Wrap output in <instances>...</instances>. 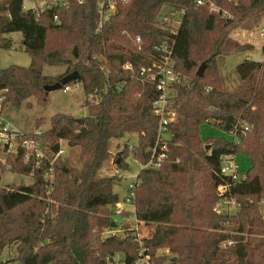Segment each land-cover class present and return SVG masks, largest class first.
Masks as SVG:
<instances>
[{"label": "trees", "instance_id": "1", "mask_svg": "<svg viewBox=\"0 0 264 264\" xmlns=\"http://www.w3.org/2000/svg\"><path fill=\"white\" fill-rule=\"evenodd\" d=\"M195 1L115 0V12L99 25L98 0H65L43 11L25 9L23 0H0V47L11 45L4 35L20 32L32 55L27 67L0 69L3 107L19 106L30 96L44 101V85L73 70L79 78L65 86L80 83L86 100V115L56 113L45 132L54 154L60 140L79 147V166L60 157L51 164L24 162L25 151L16 149L13 170L33 181L0 186V255L14 247L13 259L23 264H131L140 256H148L150 264H264V59L241 60L235 66L240 82L231 89L224 86L217 62L245 50L229 32L257 24L264 0ZM165 8L181 15L175 34L158 22ZM35 36L39 43L32 48ZM165 39L173 41V68L181 80L174 85L177 117L170 125L167 158L155 169L144 165L157 130L152 102L158 91L140 80L139 68L158 58L154 46ZM126 62L131 69L123 67ZM202 63L204 73L197 76ZM43 65L66 66V71L45 75ZM91 94L93 102L87 100ZM204 123L231 138L203 139ZM131 134L136 135L133 147L126 142L116 156L120 169L128 168L129 154L142 165L132 201L138 226L104 236L118 225L115 215L131 213L115 211L120 200L113 186L120 176L99 172L111 155L110 141ZM224 154L249 160L241 179L220 173ZM46 171H52L48 178ZM224 184L229 188L219 194ZM230 197L238 202L234 214L214 210ZM138 228L153 232L140 235ZM159 228L165 236L158 235ZM159 249L166 254H156Z\"/></svg>", "mask_w": 264, "mask_h": 264}, {"label": "rangeland", "instance_id": "2", "mask_svg": "<svg viewBox=\"0 0 264 264\" xmlns=\"http://www.w3.org/2000/svg\"><path fill=\"white\" fill-rule=\"evenodd\" d=\"M38 4H42V1L23 0L25 9L34 8ZM167 11L168 9L165 8L162 13ZM263 25L264 15L257 24L249 29L235 28L229 32V36L232 39L245 45V50L240 53L222 55L217 58L224 86L227 89H231L240 82L235 72V66L243 60L245 56L253 60H260L262 57L264 59V55H262L261 52V47L264 44V35H262L259 30ZM4 36L6 39L10 40L11 45L9 48L0 47V69L10 65L27 67L31 63L32 55L25 51L22 34L20 32H12ZM65 71L66 66L43 65L42 68L43 74L55 77L65 73ZM85 103L86 100L82 85L80 83H73L70 86V90L67 92H64L62 89L48 92V94L44 95V101H39L36 97L30 96L22 101L19 106H14L11 103L6 105L2 112L3 116L14 126L22 137L27 139L28 143L24 145L23 140L16 137L11 146L5 149L0 148V186L15 187L19 184H29L33 181V177L30 176V174H21L13 170L17 162V155H15L16 148L20 142L21 146L19 145V148L21 147V150L23 149L25 151V155L21 158L24 162H26L28 158L35 162L43 159L48 160L51 164L57 157H60L62 160H69L70 164L74 166H79V147L68 146L65 140H60V150L62 153L59 156L55 155L48 149V139L45 136V132L49 128L51 116L56 113H65L77 118H82L86 115ZM36 132H40V134ZM200 132L203 139L223 137L229 140L231 138L229 134L207 123L200 126ZM262 137L264 139V131ZM135 140V134H131L130 136L124 135L121 138L112 139L109 144L111 155L105 160L99 172V176L120 175V178H116L117 181L113 186V192L117 194L119 200H122L124 196H126L127 188L129 184L135 180L137 173L141 169V164L129 154L125 159L128 163V168L120 169L118 168L117 162L119 160L116 155L122 150L126 142L128 144H135ZM234 159L236 160L240 174L244 175L250 166L249 160L241 154H236ZM51 172L52 171L48 174L46 171L44 177L48 178L52 175ZM220 208L221 209L218 210H225L226 206H221ZM125 209L131 214L128 216L115 215L114 218L118 222V225L114 226L113 229L105 230L104 236L119 232L122 233L125 229H136L138 223L135 219L133 207L127 205ZM231 210H233V208H231ZM158 230L160 231V234H158L159 236H165V230L162 228ZM137 232L140 235H145V232L152 234L153 229L140 228ZM166 252L167 251L164 249H159L156 251V254L161 255L166 254ZM0 256H4L8 260L10 259V264H23L20 260L13 259L15 257L14 247L5 248ZM114 258L115 261L119 262L122 255L119 256V254H117Z\"/></svg>", "mask_w": 264, "mask_h": 264}, {"label": "built area", "instance_id": "3", "mask_svg": "<svg viewBox=\"0 0 264 264\" xmlns=\"http://www.w3.org/2000/svg\"><path fill=\"white\" fill-rule=\"evenodd\" d=\"M42 4H38L35 9L43 11L46 7L52 4L64 5L65 0H40ZM206 0H196L197 5H202ZM115 0H98V13H99V25L104 21H107L111 15L115 12ZM181 15L178 12L167 11L161 13L159 17V23L165 29H169L172 34L177 33L180 23ZM56 19V17H54ZM260 33L264 35V25L260 27ZM135 44L140 48L141 38L137 36L135 38ZM154 49L159 53V56L156 60L152 61L150 66H141L139 68V78L143 82H151L155 85L156 90L158 91V97L152 102V112L157 117V130L155 134L154 144L150 151V157L148 162L144 165L150 166L152 168H159L162 161L167 158V143L170 138V125L176 120L177 113L175 108L174 96L176 90L174 85L181 80V76L173 68V41L172 40H163L161 43L154 46ZM123 67L125 69H131L132 65L129 62H126ZM70 86H63L62 90L67 92L70 90ZM5 96L0 92V148L5 149L13 143V140L18 137L23 140V144L28 143L27 139L21 136V134L14 128V126L3 116L2 112L4 110L3 103ZM87 100L93 102L94 98L91 95H88ZM86 108V105H84ZM248 130V127H244L243 134ZM40 134V132H36ZM18 143V142H16ZM21 146V142L17 145V148ZM133 144H128V149H131ZM16 148V149H17ZM61 150L55 155H60ZM233 154H224L221 156V166L220 173L230 177L232 180L237 181L241 179L244 175L240 174L236 160L234 159ZM142 166V165H141ZM118 175V174H117ZM120 176V175H118ZM136 180V179H135ZM135 180L129 184L127 188L126 196L115 204V211L122 212L127 205L133 206L134 198V188L136 186ZM229 184H224L218 186V193L223 194L227 192ZM221 206H226L225 210L221 209ZM233 208V210H231ZM238 208V202L234 197L225 198L217 202L214 206V210L219 213L234 214ZM134 230V228H131ZM139 241V236H138ZM141 244V242L139 241ZM229 244L231 242H228ZM141 254V253H140ZM120 256V255H119ZM10 261L4 256H0V264H10ZM131 264H150L148 256H140Z\"/></svg>", "mask_w": 264, "mask_h": 264}, {"label": "water", "instance_id": "4", "mask_svg": "<svg viewBox=\"0 0 264 264\" xmlns=\"http://www.w3.org/2000/svg\"><path fill=\"white\" fill-rule=\"evenodd\" d=\"M39 40L38 37L35 36V38L30 42L29 46L32 48H35L38 46ZM72 56L76 57L77 56V47H73L72 51ZM206 64L202 63L200 66L197 68L196 74L197 76H202L205 70ZM79 78V73L76 70L66 72L58 81L52 83V84H47L44 85V90L46 92H50L52 90H57V89H62L63 86H65L68 83L74 82ZM79 121H83V119H80ZM209 148V145H206V149Z\"/></svg>", "mask_w": 264, "mask_h": 264}, {"label": "crops", "instance_id": "5", "mask_svg": "<svg viewBox=\"0 0 264 264\" xmlns=\"http://www.w3.org/2000/svg\"><path fill=\"white\" fill-rule=\"evenodd\" d=\"M245 58H247V59H251V58H249L248 56H245L243 59H245ZM261 60H263V57H262L259 61H261Z\"/></svg>", "mask_w": 264, "mask_h": 264}]
</instances>
